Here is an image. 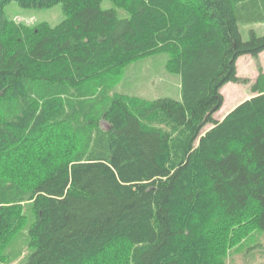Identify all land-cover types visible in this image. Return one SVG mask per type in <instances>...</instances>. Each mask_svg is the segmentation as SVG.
<instances>
[{
  "label": "trees",
  "instance_id": "1",
  "mask_svg": "<svg viewBox=\"0 0 264 264\" xmlns=\"http://www.w3.org/2000/svg\"><path fill=\"white\" fill-rule=\"evenodd\" d=\"M13 1L64 19L17 22ZM104 1L0 0V264L22 236L26 264H225L264 231L263 71L215 117L223 87L249 81L238 59L264 52L242 33L264 0ZM160 53L180 100L115 92Z\"/></svg>",
  "mask_w": 264,
  "mask_h": 264
},
{
  "label": "rangeland",
  "instance_id": "2",
  "mask_svg": "<svg viewBox=\"0 0 264 264\" xmlns=\"http://www.w3.org/2000/svg\"><path fill=\"white\" fill-rule=\"evenodd\" d=\"M102 6L105 9L116 8L110 0H105ZM117 10L121 17L128 16L127 12L124 10L118 8ZM6 13L9 17L15 18L17 22L27 24L45 21L52 25H57L64 19L62 4H57L50 8H27L13 1L6 6ZM251 29H254L259 35H264V23L252 26L242 25V33L245 39H249ZM168 58L169 56L167 54L160 53L130 64L123 71V76L119 79L115 87V92L118 94L135 95L147 100H157L164 97L180 100L182 97L181 77L167 70L166 65ZM237 64L238 75L242 78L249 79V81L246 83L229 82L223 87L222 92L226 101L221 110L215 114L218 120L223 119L234 107L255 95L252 91V86L256 82L261 71L264 73V52L258 56H241ZM210 128L211 126H207L204 131ZM15 238L16 236L14 239ZM16 240L17 238L15 241ZM25 243L22 236L17 245L18 249L16 250L15 247H11L10 250H12L16 256H19L21 252L23 254L19 256L18 260L13 264H26L27 256L32 250ZM115 255L109 254L111 258ZM112 261H114L115 264H120L116 259ZM97 263L98 262H95L94 264ZM224 263L264 264V231L257 229L250 230L240 243L229 248L224 254Z\"/></svg>",
  "mask_w": 264,
  "mask_h": 264
},
{
  "label": "crops",
  "instance_id": "3",
  "mask_svg": "<svg viewBox=\"0 0 264 264\" xmlns=\"http://www.w3.org/2000/svg\"><path fill=\"white\" fill-rule=\"evenodd\" d=\"M258 24H261V23H258ZM222 93H223V92H222ZM225 101H226V100H225ZM237 106H238V105H237ZM234 108H235V107H234ZM234 108H233V109H234ZM233 109H232V110H233ZM229 112H230V111H229ZM229 112H228V113H229ZM228 113H227V114H228ZM227 114H226V115H227ZM224 118H225V117H224ZM224 118H223V119H224ZM223 119H221V120H223Z\"/></svg>",
  "mask_w": 264,
  "mask_h": 264
},
{
  "label": "bare ground",
  "instance_id": "4",
  "mask_svg": "<svg viewBox=\"0 0 264 264\" xmlns=\"http://www.w3.org/2000/svg\"><path fill=\"white\" fill-rule=\"evenodd\" d=\"M15 233V232H14Z\"/></svg>",
  "mask_w": 264,
  "mask_h": 264
}]
</instances>
